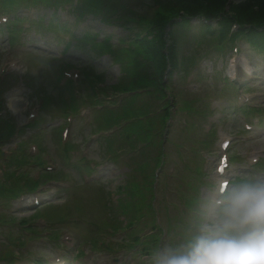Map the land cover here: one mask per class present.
Instances as JSON below:
<instances>
[{"label": "rangeland", "instance_id": "1", "mask_svg": "<svg viewBox=\"0 0 264 264\" xmlns=\"http://www.w3.org/2000/svg\"><path fill=\"white\" fill-rule=\"evenodd\" d=\"M72 1L73 0H59L57 4L50 3L49 6L54 5L52 7L56 9L57 16H60L61 20H65L68 18V21L70 22L73 21V19L76 17L78 10L80 11L83 8L84 4L86 6L84 10L89 11L94 18H105L106 13H108L111 17L105 19L108 22H111L113 25L111 23L107 24L106 28L108 32L116 33L115 37H113L115 41L120 37H125V35L128 34L127 32L135 31L136 29L133 27V25L139 27L138 35L141 33L140 31L145 34L146 26L151 24H154L156 26L161 25V22L165 21L164 19H162L163 16L161 14H170L169 9H167V7L164 6L162 8L161 0H102L101 6H98V9L100 10L90 8L91 6H93V4L88 0H74L73 2ZM69 4H72L69 7H72L74 9L73 12L67 11V8L69 7L65 6ZM61 6L65 7L66 9H61L63 8ZM16 7H19V5H16L11 10H15ZM20 11L22 10L20 9ZM53 11L55 10L45 8L41 9L39 13L47 14L46 18L44 19V21H47L50 18V13ZM102 13H104L105 15ZM175 16L176 15H174L171 20ZM97 22V19L91 20L90 18H81L77 22V32H71L68 28V24L66 23H62L61 25L63 27L61 30L63 31L62 33L56 31L55 29L51 30H55L56 32L45 29L46 33H48V36H50L49 39L46 40V42L43 39L34 36L32 31H29L28 40L26 41V44L29 45V43H33V45H41V47L47 48V50L56 54L59 52V50L63 48L61 46V43H57L59 36L62 38L66 35L75 48L84 49L89 45L96 43L98 39L103 38L99 35L93 37L87 34L88 31L84 30H100V32L103 33L104 31L102 28L104 27ZM168 22L172 24L173 21ZM200 27L201 26L199 24H179L177 28V30L180 31L179 37L176 41V51L184 55L185 57L191 52L195 53L197 56L195 60L196 66L194 69H191L189 77L188 74L185 78L181 77L177 79L175 77V83L176 81L179 83V86L177 85L176 87H171L169 84L162 83V78L160 74L161 65L159 62L160 57L158 56V54H156L157 47L161 48L160 53H164L162 64H164V62H167L168 53H166L165 50L169 43L173 42L171 40L170 42H167V40H163L159 44L156 43L155 32L153 33L154 38L152 40H150V38L143 39V36L140 35V37H136L133 40L127 41L126 48H123L125 42L122 41L120 45L121 48H118L116 51H114V49L105 50L104 55L107 57L103 56L98 60L99 62H101L103 67H109L112 70H102L100 67H96V63L85 65L84 69L83 67H81L84 64H78L79 66H72L70 68L68 65V67H66L65 69H68L67 72L71 74V78L64 77V81H55L54 76H52V74H50L47 70L49 68L52 69L53 67L61 65L55 59H48L42 56L39 57L32 54H18V56L24 59L22 61V65L24 67L20 70L23 75H20L19 79L24 82L25 86H31V83H33L32 88H35L36 84L37 86H39L33 91L37 94H41L40 99L45 103L44 108L46 112L44 111L43 114L44 119L47 120L46 122L51 121L50 119L54 118L55 116L59 117L58 115L61 109L66 108L68 113L71 115L72 112L78 113L79 110H82V108H84L87 112H89L90 123L98 127L97 134L100 135V133L103 132L106 124L105 120L102 121L100 114H103L105 112V109L107 108V106L110 105V103L116 102V99L114 97H108L110 92H108L107 88H109V86H115L118 89V96L120 97L128 96L135 92H140L143 89L142 86L147 83V89L152 90L156 98L160 100L167 99L168 93H170L173 88L172 94L174 97H177L178 106H187V104L193 106L192 109L188 108L184 110H178L175 114V118H178V123L175 124V129L173 130L174 132L172 133L169 145V147L172 148L174 153V155L171 156V159L174 162L178 164H181L182 162L183 165H181V167L192 166V170L190 171L191 177L185 182V184L186 186L192 187L191 190L193 195L188 198L187 201H185L184 205L180 200V198H182V195L180 194V198L177 197V194L180 192V190H185L183 186H179L180 181L177 176L180 175V172L179 170H177L174 173L175 177H172L170 179V183L172 185H170L169 188L166 190L168 198H170L169 203L166 204V198L163 193H161L160 195L161 203L158 202V204L160 203L162 210V214L160 213V216L161 220L163 221V224H165L166 226H171L172 222H174L175 225V227L171 230V234L168 236L169 238H174L175 234L179 233V229L182 227L183 223L188 217L181 216V214H178L179 218L174 219V217H172L173 215H175L174 208H188L195 199L194 196L198 192L199 184L203 183L202 189L200 191L201 197H204L207 194L211 193L214 186H216L214 182L216 181L217 174L214 160L221 153L219 148L220 140H218V136L221 129H226L228 130L227 132L231 130L233 132V135H235L233 148L231 149L232 152L230 154L233 153L235 155H238L239 157V160L232 161L233 165L231 166V168H228L227 176H229L231 173H234L236 169L240 170L241 167H244L248 156L253 150L258 151L257 154H262V157H264V153H262L264 151V130L260 131V129L255 128L252 132L255 138H252V141L244 143L243 139L240 138V135H242L243 133V131H241L242 123L240 121V113H242V111H239L238 106L234 105L235 112L233 113H229V108H226V116L222 117V120H217L216 116L218 114H214V106L218 105V103L221 104L223 102V107H226L225 103L229 102V105L232 109L235 96L238 93H241V88L236 89L235 85L227 83L224 80L226 79V76L228 77L233 74L236 76L237 73V78L241 80L242 78L249 77L248 82L252 83V85L249 86L250 88L247 89L250 90L247 92L249 94L252 91V93L250 94L251 96L249 103H251L252 105L258 104L263 106V110L261 111L260 116L263 117V124L261 125V127L264 128V49H259L256 46L254 47L252 44L247 43L243 37V39L239 41L240 51L237 52L231 47L232 42H230L229 45L228 42L211 40L209 38L204 37L202 35V29H200ZM40 31H43V29H40ZM157 36L158 40L160 41L159 33ZM108 42L109 41H107V43L103 45H108ZM33 45L27 47L28 51L24 52L29 53L35 51L39 53L38 51L40 50H36V47ZM148 48L151 49L148 50ZM77 53H80V51L78 50L74 52V54ZM90 53L92 52L89 51V54ZM168 55H170L173 60H175L176 55L174 51L170 52V54ZM115 56L117 58L115 59V61L112 62L111 66L110 57ZM171 64L176 67V64H174L173 62ZM237 65L240 66L239 74L236 71L237 68L235 70V73H233L232 71V68L236 67ZM113 71L115 72L114 74ZM197 71L198 74H196ZM185 72L186 71H184L183 74H185ZM3 83L6 84L5 82ZM23 102H27L26 98L23 100ZM144 107H146V103L143 100L132 104L131 109L136 110L139 113L141 112V110H143ZM100 111H102V113H100ZM211 115L212 120L210 123L211 118L208 117H210ZM155 119L157 120L158 117L156 116ZM185 121H187V126H184ZM212 123H214L213 126ZM55 124H58V120L50 123L48 122L47 125H49V127L47 126V128L45 125L47 134H44L43 139L46 145L45 151L51 156H53V158H57L60 154L57 140L58 136L56 135V138V132L54 133L53 130ZM196 126H199L201 128L196 129ZM209 126H212L213 129H211L210 132L207 130L209 133L206 135L204 134V130L206 127L208 128ZM191 130L193 131L192 134ZM206 137L207 139H204ZM142 138L143 137L140 136L137 140L138 144L140 145H142ZM189 139H201V141L204 139L213 141V145L209 147L210 149L204 151V157L207 158L208 163H205V160H203V157H200V155L189 157L187 154L178 155L177 153H175V145H177L179 142H181L182 145H184V142L187 144H194L189 141ZM80 140L81 137H78V140L75 139L74 142L77 141L78 143L80 142ZM82 144L84 146H89V154H85L82 151L83 146H81L80 151L78 152V156L75 155L76 157H78V159L73 157L74 161L84 158L85 155L87 157V159H85L86 161L91 160L93 158L101 160V158L103 157L101 156L102 154L97 155V153L100 150L102 151L104 146L101 147L97 142L91 141L87 144L82 142ZM125 144L126 147L132 148L130 146V140H126ZM125 144L123 145L125 146ZM6 147L7 146L4 147L5 150ZM201 148H203V146H201ZM147 149L148 148L139 150L138 155L144 157ZM183 157L186 158V163L188 164L187 166L184 163ZM21 158L22 156H16L15 158L13 156H9L7 159L6 155L2 156L1 160L6 161V165L3 162V165H5L3 169L5 178L3 179V181H5L6 183L11 182L12 179H8L7 176L10 175L14 170L13 164H15L16 160H20ZM58 158V168L62 169L58 172L60 178L67 181L71 180L73 183V187L69 190L72 191L77 197L83 196L84 194L79 192L76 188L77 175H79L78 171L73 168L71 169L70 166L64 165L63 158ZM28 160L30 161V159ZM191 161H193L194 163H192ZM119 162L121 163V166H119L120 168L118 169L119 174L127 170V168L134 166L131 158H127V160L125 158L119 159ZM195 164L201 167V170L205 165L209 166L207 172V182L204 180V174H202L198 170L193 169L195 168ZM257 164H254L251 169L257 172L264 173V170L256 169ZM34 169L36 170V168L25 167L24 171L27 174V180L32 175ZM147 170L146 172L141 173V178L139 177L138 171L134 172L133 169V171L127 174V176L125 177L126 179L122 183L124 184V191H122V200L125 210L127 211L126 215L133 222L139 220V225L136 228L137 230L134 232H126L128 236H132L135 233L146 234L150 230V228H152V226L156 224L154 218L157 219V216L153 214L151 216V214L147 213L146 207L143 204L140 209L137 205V202H139L142 197L139 199L137 195H134V193L131 192V186L135 181H140L144 186H147L148 177H146V175L148 174V176L150 177L151 174V170L149 167H147ZM174 187L176 188L174 189ZM172 189H174V192L177 193L172 192ZM81 191L85 194L88 193L86 189H82ZM187 193L191 194V192ZM62 198L63 196H61V198L58 197V199H56V197L53 196L51 201L58 202V200H62ZM83 198L87 206H85L84 203L81 204V209L83 213V216L81 215V217L79 216V213L76 214L75 212L71 213V215L67 217L66 213L70 212L71 210L70 207L69 209L66 208L69 206L71 201H69V204H66L65 201H62L58 204H52L47 206V209L45 210H39L35 214L34 218H36V216H41L42 214L46 216L47 219H43V222L47 226V233H63L64 228L69 231L71 233L72 239L68 244L67 250L77 248L78 251L82 249V246H85V249H82L81 251V258L82 261L84 260V264H113L114 259L118 257V253H114L116 249H118V246L115 245V243H113L112 245L110 244L114 242V237L111 234H109L105 230L100 231V228H104V226L109 222L107 219V213L104 211V209H101V218L95 219L98 214L96 210H90L93 204L92 199L87 197ZM144 199L146 201H149L147 199L146 191L144 192ZM141 201L142 203H144L142 199ZM154 201L157 204V199L155 197ZM73 202L76 205L80 206V202H78L76 198L75 200H73ZM11 205H13L15 208L18 206L16 201H13ZM151 210L153 211V213L155 212L153 210L152 204ZM1 212L6 214V220H9L11 218L9 216V211L6 208L5 210L0 209V213ZM15 213L19 216L24 214L22 212ZM139 215L140 217L139 219H137ZM34 218H29L27 219L28 221L19 220L18 218H16L13 222L17 227L15 229H17L18 234L15 236V239L13 241V248L11 249V252L14 251V254H17L18 256L20 254V257L22 258L19 259L18 263L14 261L12 264H22L21 260L24 259L28 260V262L23 264H29L30 258H33L34 255L38 254L37 250L45 254L49 245H53L51 243L52 241L56 240V242H60L62 238H65V236L61 234L60 236L62 237L60 238V240L59 238L57 240L54 234H52L53 240H49V242L46 243L47 246H44L45 244H42L41 242L35 243V240L30 241V237L34 236L37 233V229H35L34 226L30 225V222ZM0 224H3L0 226V228L2 229V231H0V242L2 238L9 240L11 238L10 236L14 235L13 229L10 225H8V222L5 223V221H3ZM113 227H115V225ZM166 231H169V229L166 228ZM157 234H159V232H157L156 235ZM104 237L106 239L105 243H107V245H105V247H102L101 241ZM64 241L68 242V240L65 239ZM83 242H85V245L83 244ZM54 244L58 245V243ZM7 246L8 243H4L3 246L1 243L0 253H4L5 251L7 252ZM16 248L22 250L19 251ZM75 251L76 250L71 251L68 254V264H72L76 259H79L74 256ZM93 251L94 253H92ZM128 252L132 253V251ZM130 253H127L125 255L126 257L123 258V263L120 262L121 264H129ZM85 257L89 258L86 259ZM139 258L136 257V262H141L145 264L141 257Z\"/></svg>", "mask_w": 264, "mask_h": 264}, {"label": "clouds", "instance_id": "2", "mask_svg": "<svg viewBox=\"0 0 264 264\" xmlns=\"http://www.w3.org/2000/svg\"><path fill=\"white\" fill-rule=\"evenodd\" d=\"M146 264H264V174L217 184Z\"/></svg>", "mask_w": 264, "mask_h": 264}, {"label": "trees", "instance_id": "3", "mask_svg": "<svg viewBox=\"0 0 264 264\" xmlns=\"http://www.w3.org/2000/svg\"><path fill=\"white\" fill-rule=\"evenodd\" d=\"M164 6L170 13L161 14L165 22L175 14L186 15L185 20L187 16L200 14L217 21L218 29L223 34L228 33L230 27L236 24L233 36L247 34L258 45L264 44V0H175L162 8ZM208 29L214 33V29Z\"/></svg>", "mask_w": 264, "mask_h": 264}]
</instances>
